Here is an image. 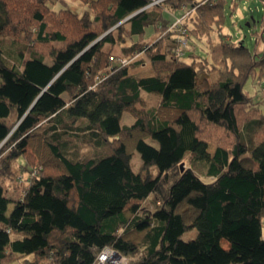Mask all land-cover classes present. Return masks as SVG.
I'll list each match as a JSON object with an SVG mask.
<instances>
[{"label":"trees","instance_id":"trees-1","mask_svg":"<svg viewBox=\"0 0 264 264\" xmlns=\"http://www.w3.org/2000/svg\"><path fill=\"white\" fill-rule=\"evenodd\" d=\"M51 1L0 0V176L28 173L10 210L0 182V264H92L104 247L124 264H264V112L243 90L264 55L210 37L239 0Z\"/></svg>","mask_w":264,"mask_h":264},{"label":"rangeland","instance_id":"rangeland-1","mask_svg":"<svg viewBox=\"0 0 264 264\" xmlns=\"http://www.w3.org/2000/svg\"><path fill=\"white\" fill-rule=\"evenodd\" d=\"M53 2V1H51ZM54 9L59 8H69L76 13H82L87 5L80 0H56L52 4ZM187 8L184 7L181 12L185 11ZM164 13L169 20H175L180 10H168L166 7ZM151 31V27L146 28V34L148 35ZM215 28L210 32V37L213 40L216 39H226L228 41L239 42L242 41L245 46L253 53L255 58H260L264 55V0H239L235 10L229 11L227 7L225 10L224 23L221 26V34L217 32ZM207 43L205 38L198 39L191 43V50L187 51L188 55L191 53L195 54L197 57L202 58L206 55ZM187 58V56H184ZM134 71L139 73V75H147L152 73L151 68L148 65V60L138 66ZM243 90L251 97L252 106H257L259 112H264V71L261 75L256 74L255 76H249L243 84ZM147 105L153 106L157 102V98L153 95L145 94ZM66 98V96H65ZM140 107L139 104L136 105ZM133 116L124 111L121 116L122 124H129L133 122ZM151 143H155L152 139H147ZM213 144L210 143L209 149L212 150ZM105 148L103 146L92 147L87 145L79 146V153H84L88 155H95L101 153ZM24 159L19 157L16 161L22 162ZM133 169L137 170L141 162L140 155L137 151L134 152L132 156ZM187 165V161H183V166ZM27 171H21L16 174L15 180H9L8 178L0 176V182L3 183L5 187V193L12 200L9 201L8 210L12 208L13 200L22 195V190L24 189V179L27 176ZM207 179V178H206ZM157 202L152 196L147 197L142 203L138 210L139 215H150L156 208ZM263 231H264V219H263ZM196 234L194 228L183 233V239H190ZM224 246L227 245L225 240H222Z\"/></svg>","mask_w":264,"mask_h":264},{"label":"built area","instance_id":"built-area-1","mask_svg":"<svg viewBox=\"0 0 264 264\" xmlns=\"http://www.w3.org/2000/svg\"><path fill=\"white\" fill-rule=\"evenodd\" d=\"M179 23V18H177L173 23L172 26H176ZM180 45L183 47H186V41L185 38L179 39ZM178 54H181L182 51L179 49L177 50ZM109 59L115 62H125L126 58L125 57H113L109 56ZM107 262L111 263H116V264H124L125 263V258L115 250L109 247H104L97 255L95 261L92 264H105Z\"/></svg>","mask_w":264,"mask_h":264},{"label":"crops","instance_id":"crops-1","mask_svg":"<svg viewBox=\"0 0 264 264\" xmlns=\"http://www.w3.org/2000/svg\"><path fill=\"white\" fill-rule=\"evenodd\" d=\"M151 74V73H150ZM150 74H147V75H150Z\"/></svg>","mask_w":264,"mask_h":264}]
</instances>
